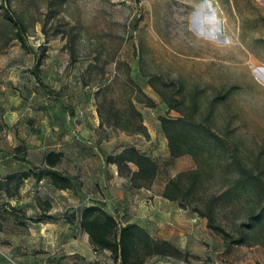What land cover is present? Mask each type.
Here are the masks:
<instances>
[{
    "label": "rangeland",
    "instance_id": "obj_1",
    "mask_svg": "<svg viewBox=\"0 0 264 264\" xmlns=\"http://www.w3.org/2000/svg\"><path fill=\"white\" fill-rule=\"evenodd\" d=\"M18 18L28 48L12 37ZM37 55L46 86L31 71ZM141 90L154 98L155 106L139 100ZM157 90L180 99L179 110L167 111ZM131 101L150 126L158 112L207 118L264 181V0H0V150L5 169L39 168L46 150L57 149L61 139L48 129L50 114L63 120L62 114L71 118L95 111L115 146L147 141L149 134L120 126L128 118L137 122ZM193 102L195 110L189 107ZM15 106L25 108L26 119L18 127L3 115ZM18 144H24L23 151L15 149ZM158 157L163 176L179 166L198 165L189 154ZM220 168L216 162L207 167L203 193L222 190ZM30 177L23 192L39 196L36 204L25 199V210L0 191V264H118L108 249L94 250L78 225L68 231L82 205L74 187L62 191L45 176ZM242 203L243 196L213 202L215 221L234 235L244 215L237 212ZM181 208L152 215L154 221L148 223L152 236L178 248L167 249L162 259L178 264L264 262V245L255 242L264 238L258 225L250 243L225 242L205 217Z\"/></svg>",
    "mask_w": 264,
    "mask_h": 264
},
{
    "label": "trees",
    "instance_id": "obj_2",
    "mask_svg": "<svg viewBox=\"0 0 264 264\" xmlns=\"http://www.w3.org/2000/svg\"><path fill=\"white\" fill-rule=\"evenodd\" d=\"M16 27L12 37L17 38L22 47L28 48L22 34L24 24L19 18L16 20ZM70 50L73 51L72 45H70ZM39 63V55H37L31 71L36 80L46 86L39 75ZM157 91L166 102L167 111L170 109L179 110L180 99L171 100L162 91ZM141 93L140 101L150 107L156 105L153 97L142 90ZM131 107L137 122L128 118L120 126L128 132H140L148 136L146 126L142 122L141 112L134 107L132 101ZM189 107L191 110H195L198 106L196 102H193ZM159 121L167 139L169 153L172 156L190 154L198 162L195 167L180 170L169 177L163 187V196L175 200L179 206L190 208L198 215L205 217L206 225L220 234L225 242L250 243L254 225H258L259 230L263 233L264 181L260 172L239 159L231 139L228 136L225 138L220 136L207 118L197 120L192 119L191 116L186 117L184 114L177 116L160 114ZM102 123L103 121L100 120V124ZM115 125L119 124L115 123ZM15 149H18V146H15ZM61 155V151L49 149L44 153L43 165L39 168L32 166L25 170L0 173V191H3L8 197L17 195L24 180L30 175L37 179L45 176L57 188L74 187L75 178L58 168ZM105 160L115 162L118 171L129 176L131 184L136 187H149L158 167L153 158L139 151L134 145L125 147L115 154L106 155ZM129 162L135 164L136 168L132 169ZM215 162L221 167L222 190L218 194H206L203 193L205 190L204 175L209 174L207 167H211ZM239 196L241 198L243 196V203L237 212L244 211V215L241 219L238 218L240 221L236 224L237 234L234 235L215 221L213 202L218 197L233 200L237 197L239 199ZM44 201L49 203L48 200ZM13 209L7 208L6 211L12 213ZM40 219L38 217L33 220ZM245 220L247 221L245 222ZM79 224L81 229L87 233L92 248L94 250L108 249L118 264H178L162 259L166 255L167 249H178L170 240L152 236L143 225L136 221L121 222L107 210L102 202L94 201L83 205L79 210ZM261 237L257 238L255 242L264 245V238ZM89 264H97V262L91 261Z\"/></svg>",
    "mask_w": 264,
    "mask_h": 264
},
{
    "label": "crops",
    "instance_id": "obj_3",
    "mask_svg": "<svg viewBox=\"0 0 264 264\" xmlns=\"http://www.w3.org/2000/svg\"><path fill=\"white\" fill-rule=\"evenodd\" d=\"M23 100L22 97H19L17 102L22 104ZM14 108L4 112L3 115L7 117L6 122L9 125L18 127L26 119L23 118L25 108L21 107L17 109L18 106ZM160 114L162 113L158 112L155 116L153 126H150L147 116L144 115L142 117V122L146 126L149 139L135 145L133 144L139 151L147 154L157 162V171L149 187L133 186L130 177L120 173L115 162L105 160L106 155L115 154L132 144L120 145L118 147L112 144V139H109V127L105 124H100L99 117L95 111L90 112V114L81 112L71 118L69 115L62 114L63 120H59L60 118H58L61 115L54 116L50 114L49 123H51L48 129L52 135H58L61 140L58 141L57 149H49L62 152L58 168L75 178L76 183L74 188L77 193V199L82 204L80 209L83 205L94 201L102 202L107 210L113 213L121 222L136 221L147 230L148 223H153L154 221L152 220V215L161 216L169 212L168 210L175 213L182 211V208L175 200L164 197L162 193L168 178L176 172L185 169L186 166H179L166 176L162 175L163 168L158 156L165 155L169 159L172 155L169 153L166 136L160 127ZM75 118H78V121H74ZM27 120L30 121V118L27 117ZM27 128L30 129V124H27ZM137 134L140 135V133ZM16 146H18L17 150L19 151H23V147H25L24 144ZM129 165L132 169L136 168V165L132 162H129ZM29 167L31 166L5 169L2 164V150H0V173L25 170ZM30 179V176L27 177L20 188V192L10 197L9 200L11 203L20 204V207L24 210L26 209L25 199L33 201L36 204V199L39 196L38 193L23 192V190L30 186ZM69 189L60 188L62 191ZM148 196H150L149 199ZM147 200H149V204ZM132 205L134 207L135 205L137 206L135 207L136 209L133 208L135 210L132 209ZM35 206L38 209L37 205ZM30 216L32 217L33 214L30 213ZM75 223L74 228L68 231H75L77 225L81 229L79 215ZM67 224L73 225L70 222H67ZM260 264H264V262Z\"/></svg>",
    "mask_w": 264,
    "mask_h": 264
}]
</instances>
